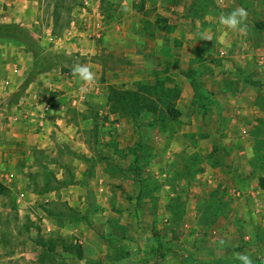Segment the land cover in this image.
Returning <instances> with one entry per match:
<instances>
[{
  "label": "rangeland",
  "instance_id": "obj_1",
  "mask_svg": "<svg viewBox=\"0 0 264 264\" xmlns=\"http://www.w3.org/2000/svg\"><path fill=\"white\" fill-rule=\"evenodd\" d=\"M33 3L28 9L33 7L31 13L36 15L31 22L34 26L21 27L25 47H51L43 44V34L52 26L56 36L69 30L65 37L69 39L76 22V34L69 40L101 48L103 101L94 106L87 118L70 119L74 127L65 128L64 138L75 143L62 142L63 148L37 155L28 148L35 142L34 133L18 141L22 145L15 143L19 139L16 136H10L6 142L9 150H15L10 151L15 161L19 159L20 163L13 166L11 159L0 161V183L9 185L7 177L14 173L13 184L19 191L0 195V264H17L6 259L21 249L36 252L33 242L41 241L38 238L41 234L32 228L36 230V223L44 220L40 217L43 209H51L48 219L68 223L59 232L56 230L61 235L73 234L79 226L87 235L88 257L95 256L103 264L105 239L103 242L101 217L103 205L109 204L133 221L132 209H147L138 220L143 225L147 223L149 229L146 232L142 223L139 229L142 228L143 235L150 233L154 237L153 247H163L157 244L161 238L177 241L165 246V256L170 251L178 252L174 246L180 241L187 244L194 236L200 239L197 246L203 252L196 264H227L226 255L231 259L235 252L246 253L254 264H259L258 257H264V190L259 181L264 176V68L256 69L257 51L247 60L236 51L242 47L264 48V29L257 28L258 23L264 22V0H35ZM84 5L87 16L82 14ZM236 7L248 12L247 35L219 24V16ZM7 8L5 5L4 11ZM78 14L83 17L78 18ZM11 26L12 31L18 30L14 27L18 24ZM224 31L228 35L221 43L218 37ZM203 33L211 36L212 41L201 39ZM196 87L204 91L198 97ZM115 91L139 93L142 105L159 101L167 91H172L168 95L169 108L179 111L180 117L174 119V113L162 104L160 114L129 103L116 110L110 101ZM6 93L1 105L4 110L11 111L12 106L25 101V94ZM84 120L88 121L79 125L80 129L96 126L98 131L89 148L86 145L83 150L78 145L85 144L88 137L86 133L78 136L83 130L75 136V126ZM103 174L109 177V195L104 197L102 192L96 198L97 193L90 188H94V182H84L82 176L95 178ZM57 175H64L65 183L74 187L61 188ZM57 188L59 196L55 198L51 191ZM17 192L25 194L21 202ZM70 209L80 211L71 221ZM117 232L113 235L121 237L127 233ZM54 236L59 238L57 242L65 239ZM209 238L219 239L218 244ZM220 240L225 242L224 246ZM71 246L73 249L69 250L78 255L79 246L75 242ZM197 246L193 247L196 251ZM189 248L192 249L191 244ZM212 254L217 255L215 261H205ZM177 258L178 261L174 259L168 264H185V258L189 259L186 264H192V258L183 253ZM165 260L159 255L150 261L162 264ZM233 264L240 262L233 260Z\"/></svg>",
  "mask_w": 264,
  "mask_h": 264
},
{
  "label": "crops",
  "instance_id": "obj_2",
  "mask_svg": "<svg viewBox=\"0 0 264 264\" xmlns=\"http://www.w3.org/2000/svg\"><path fill=\"white\" fill-rule=\"evenodd\" d=\"M34 1L35 0H0V29L1 27H7L11 24H18L20 28H29V25L34 26L31 22L33 19L36 20V15L31 13L33 7L32 9H28V6L34 4ZM87 2L88 1H85V4ZM5 5L8 6L7 11H4ZM83 11L84 13L82 14L87 16L88 12L85 5ZM82 14H78V18L83 17ZM262 21H264V18ZM50 29L51 30L47 33L43 34V44H47L51 47H25V43L15 42L10 40V38L3 39L0 37V161L7 162V160L11 159V161H13V166H17L20 161L19 159L15 161L16 157L10 152L14 149L9 150L7 148L6 142L10 141V136L19 137V139L15 141L17 144L19 143L18 141L27 138L30 133H34L35 142L33 146H28L29 149L34 150L37 155H41V153L47 152V150L54 151L57 147L62 146V142L75 143L74 141H70L67 137L64 138V133L67 134L65 128L70 125L68 129L71 130V128L74 127L70 119L74 116H80L81 119L87 118L90 111L95 110L94 106L97 105L98 102L103 101V56H101V48L96 46L85 47L79 44L78 41L73 42L72 40L66 39L65 37H67L69 31H67V29V32L65 31L61 36L54 35L55 31L53 33V26ZM82 43L86 45V43ZM240 50L242 52H240ZM238 51L239 52L236 51V53L241 54L244 60H247L249 56H252L253 53L257 51L259 59H257L258 65L256 64V69L262 70L264 68V48L242 47L239 48ZM81 61H86L85 63L92 69L96 77L95 82L87 86L88 91L85 93L79 91L83 82L73 77L71 71L73 64L77 62L80 63ZM46 91L48 95H45ZM6 92L9 94H25V101L22 100L17 107L16 105L12 106V110L10 109L11 111H8V109L4 110L1 108V105L4 102H2V100H4L3 98L7 96ZM191 96L193 98L194 94ZM7 107L9 108L11 106L9 105ZM15 112H22L21 119L18 122L11 121L12 114ZM87 121L88 120H84L83 122L80 121L77 126H75V136L83 130L78 136L81 138V136L86 133L88 137L85 144H77L82 149L86 145L87 148H89L92 136L98 131V127L96 126L80 129L79 125ZM262 121L263 120H261V122ZM79 137L78 139H80ZM60 138L62 140L58 143ZM72 140H74V138ZM77 142H79V140L76 141V143ZM19 144L22 145V143ZM87 150L88 149H86V152ZM20 169L22 168L20 167ZM23 169L26 170L25 165ZM12 174L15 177L14 173L10 175ZM9 176L7 177L9 185L3 186L1 183L0 184L5 187L9 193L19 191L18 187L13 184L14 179H9ZM56 178V181L61 184V188L64 187L65 189H69L74 187L71 186L72 184L65 183L66 177L64 175H57ZM82 178H84V182H86V180L94 182V188L92 186L90 188L97 193L96 198L101 197L102 192L104 197H108L110 189V186L107 184V182H109L108 176L103 174V177L96 175L95 178H88L84 175ZM262 178H264V176H261L260 179ZM77 180L74 179V182H77ZM83 181L82 183L84 184ZM80 187L82 190L87 189L85 186ZM58 190V188L53 189L51 195L58 198ZM9 193L4 195H9ZM16 195L18 202H21L25 197V194L20 192H17ZM38 196L42 197L43 195ZM111 205L112 204L107 206L103 205V216L105 217L102 216V213L99 215L104 219L102 223L104 230L103 242L105 239V246H103L105 247V249H103V264H153L150 260L154 257L151 255V251L155 245L154 237L150 233L146 235L140 233L142 228L139 229V225L141 223L143 225V222L138 220V217H140L143 212L145 214L147 209L144 211L142 209H132L131 213L135 215H133L135 217V221H133L126 219L124 212L111 209ZM53 210L56 211L57 209ZM50 211L43 209V213L40 217L43 216L44 220L42 223H36V230L32 228V230L41 234L38 236V238H41V241L37 239L36 242H33L36 252L31 250V254L25 252L26 248L21 249L14 257L7 258L6 262L10 260L17 262V264H45V262L48 261L58 263L65 262L68 264H92L94 262L102 264V260L96 261L95 256L88 257L90 253L85 252L86 248H88L86 243L87 235L79 226L76 229L74 228L73 234L70 235L64 236L57 233L61 229H64V224L68 223L65 222L62 224L59 221L48 219L50 217L48 216ZM73 211L75 213H72L70 216V221L74 218L73 215L78 216V212H80L76 210ZM144 225L147 227V223ZM145 226L144 230L147 232L149 225L147 228ZM192 226L191 223L190 227ZM21 229L23 230L22 227ZM117 231H126L127 233L121 235L120 232L121 237L117 235L114 236L113 234H118ZM55 234L60 235L59 237L64 236L65 239H61L59 240L60 242H57L59 238L54 239ZM113 238L116 239L113 240ZM181 240H184V237ZM188 240L192 245V249H188L190 246L189 243H187V247V244L180 241V243L174 246L177 248L178 252L174 254L173 251L172 253L171 251L166 253L164 257L166 260L162 264H168L174 259V261H178L179 259L177 256L179 253H183L186 257L192 258V264L199 263L198 258L199 256L201 257L200 254L203 253L199 250L201 246H197V242L200 239L197 240V238L192 236ZM209 240L213 243H217L219 239L209 238ZM72 242H75L80 248L78 255H75L73 251L69 250L70 248L73 249L71 246ZM175 243H177V241L173 242L169 240L168 242L161 238V241L157 244H162L165 248V246H171ZM195 245L198 247V251L193 249ZM203 245L208 244L203 242ZM215 256L217 255L212 254V258H208L205 261L214 262ZM227 259L232 260L230 262ZM231 259L230 255L227 254L226 263L233 264V257ZM188 260V258H185V264ZM203 263L201 262L200 264Z\"/></svg>",
  "mask_w": 264,
  "mask_h": 264
},
{
  "label": "clouds",
  "instance_id": "obj_3",
  "mask_svg": "<svg viewBox=\"0 0 264 264\" xmlns=\"http://www.w3.org/2000/svg\"><path fill=\"white\" fill-rule=\"evenodd\" d=\"M123 10L127 11L126 8ZM248 18V12L243 7H236L230 13L221 14L219 16V24L222 28L230 30L232 32H238L241 35H247L248 26L245 23ZM228 35L227 31L221 32L218 37L219 42H223L225 37ZM201 39L212 41V37L207 33H203ZM72 75L73 77L78 78L82 83L79 91L85 93L88 91V85H91L95 82V73L87 64L74 63L72 66ZM221 246H224L225 242L223 240L219 241ZM233 259L239 261L240 264H254L252 257L246 253L235 252L233 253ZM259 264H264V257H258Z\"/></svg>",
  "mask_w": 264,
  "mask_h": 264
},
{
  "label": "trees",
  "instance_id": "obj_4",
  "mask_svg": "<svg viewBox=\"0 0 264 264\" xmlns=\"http://www.w3.org/2000/svg\"><path fill=\"white\" fill-rule=\"evenodd\" d=\"M259 25H257V28H261V29H264V22L263 23H258ZM15 28H17L18 30L17 31H12V26H7V27H1L0 29V37L1 38H10V40H13L15 42H22V43H25L24 40H26L25 38V35H23L22 33V28H20L19 26H14ZM200 88V87H199ZM153 93V91H152ZM202 94L204 93L203 90L201 91H198V87L195 88V96L198 97L197 94ZM172 94V91H167L165 96L163 98H161L159 101H156L155 100H152L149 102L150 105H148V103L142 105V99L140 97V94L139 93H134V92H121V91H118V92H114L113 95L111 96L110 98V101L112 102V105L116 108V110H118L120 107L122 106H128L129 104L133 105H138L139 106H144V110L146 109H149V112L150 113H153V114H160V110H161V107L160 104L164 106H167L168 109H170V112L174 113V119H177L180 117V112L179 111H174L173 109L169 108V104H170V101H169V98H168V95ZM154 101V102H153ZM129 103V104H128ZM196 104V102H195ZM165 116V115H164ZM260 185H261V188L264 190V178L260 179ZM9 191L3 187L1 184H0V195L1 194H8ZM72 213H75L72 209H70ZM152 255L154 257H157L160 255V258H164L165 257V250H164V246L163 247H157L156 249L153 248L152 251H151Z\"/></svg>",
  "mask_w": 264,
  "mask_h": 264
},
{
  "label": "built area",
  "instance_id": "obj_5",
  "mask_svg": "<svg viewBox=\"0 0 264 264\" xmlns=\"http://www.w3.org/2000/svg\"><path fill=\"white\" fill-rule=\"evenodd\" d=\"M86 5H89V3L87 2L86 3ZM99 28L101 27V25L100 24H98L97 25ZM72 31L71 32H69V35H68V37H69V39L70 38H73L74 36H75V31H76V22H74L73 24H72ZM102 28V27H101ZM101 30V29H100ZM21 113L22 112H15L14 114H12V117H11V121L12 122H18L20 119H21ZM15 177H14V175L12 174V175H10L9 176V179H11V180H13ZM23 197V196H22Z\"/></svg>",
  "mask_w": 264,
  "mask_h": 264
}]
</instances>
